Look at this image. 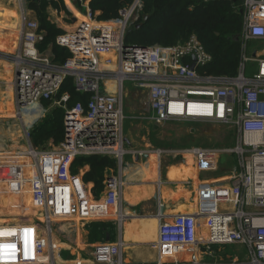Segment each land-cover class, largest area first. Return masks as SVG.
<instances>
[{
    "label": "built area",
    "instance_id": "1",
    "mask_svg": "<svg viewBox=\"0 0 264 264\" xmlns=\"http://www.w3.org/2000/svg\"><path fill=\"white\" fill-rule=\"evenodd\" d=\"M77 1L85 18L57 37V43L71 52L64 63L54 60L51 50H40L45 31L40 30L37 20L24 12L22 15L20 45L11 57L14 106L22 121L25 114L35 119L24 129L26 148L16 151L15 156L27 157L33 163L36 184L28 193L38 208L0 221V264H132L124 257L122 238L98 242L87 259L59 262L57 238L59 222L72 216L96 221L109 218L113 212L119 225L124 219L122 174H108L104 196L97 198L71 166L77 157L93 154L113 156L120 163L124 160L128 153L125 81L147 91L152 114H141L140 118L156 124L173 120L220 123L237 134V143L231 148L190 149L201 167L207 158L222 153L237 155L238 164L227 188L204 187L215 204L229 201L233 207L202 212V222L199 214H178L164 220L153 264H264V54L258 47L251 49L252 56L247 53L252 40L264 44V0H242V51L236 75L199 70L212 56L196 34L171 46L126 44L127 29L142 8V0H134L121 10L120 18L111 21L99 19L86 0ZM249 61L257 66L251 76L246 75ZM69 76L78 91L89 94L86 105L79 101L69 108V93L58 98ZM108 80L115 81V91L107 87ZM43 100H50V107L65 108V137L57 144L37 147L31 128L50 107L38 116L30 112ZM22 208L26 206L20 204L14 209ZM227 244L245 248L247 260H240L239 255L225 261L204 259L203 255L212 254L214 245Z\"/></svg>",
    "mask_w": 264,
    "mask_h": 264
},
{
    "label": "crops",
    "instance_id": "2",
    "mask_svg": "<svg viewBox=\"0 0 264 264\" xmlns=\"http://www.w3.org/2000/svg\"><path fill=\"white\" fill-rule=\"evenodd\" d=\"M20 1L21 7L18 0H0V29L12 33L11 39L7 42L9 49L15 44L13 39L18 37L23 31V12L28 18L37 20L34 12L26 7L25 0ZM64 1L69 10L68 13L64 10L59 11L50 6L48 7V14L52 22L62 28L64 32H67L79 25L81 20L85 18V12L80 9V4L77 0ZM239 1H241L242 10V0ZM17 2L19 3L18 10H16L17 8L15 9V7H18ZM9 21L10 24H2ZM260 50H262L261 53L264 54V47ZM14 53L15 51L6 52L3 50L0 54L11 60ZM10 77L7 71V73L2 76L5 80L4 83L11 84ZM13 79L14 71L12 86ZM110 81L115 82L114 80H108L106 85L109 90L115 91L116 85L115 87L110 86ZM129 88V118L125 115V120H130L127 133H125V145L128 149V153L124 156V160L121 163L117 160L118 168L110 171V173L115 175L121 173L125 181L123 190L124 219L121 225H119L118 221H115V216L96 221L104 223L113 222L115 224L113 228L105 230L102 237L106 239L107 235H110L111 242L119 241V239L122 238L125 242L123 253L127 261L132 264H153L158 256L159 227L164 220L172 219L178 214L201 215L202 212L212 210L215 207H218L219 210L231 209L233 207V204L229 201H220L215 204L211 195L205 192L206 188L204 187L210 186V188L217 189L227 188L231 181L230 176L233 173V167L236 164L220 165V154L216 158L205 159L203 162L204 166H199L197 155L190 150L197 147V144H194L197 142V128L193 126L184 127L183 131L179 130V134H176L179 135L181 139L186 140L184 145L178 146L180 148L164 149L170 147L167 145L164 146V148H160L159 146L154 148L156 145H153V141H167L163 139L164 134L161 133L165 125H167V127L170 125L164 122L161 124H156L154 122V128H152L150 126L152 123L150 120L138 117L141 114H149L151 111L148 94L146 90L135 87L131 82ZM11 95L12 94L9 93L7 98L1 99L0 117H11L16 115V113L9 109L10 105L13 103L10 99ZM4 109L8 111L5 113ZM47 112L48 109L46 113ZM187 122L197 124V120H189ZM171 126L174 127V131L178 129L176 124H171ZM228 129L231 130L230 128ZM174 131L167 130L168 134L171 136L174 135ZM150 136L154 139L151 140ZM228 137L229 132L225 134V138L227 139ZM199 146L208 147L206 145ZM7 157L9 161L4 165L6 169L5 182L14 185L17 196L11 200L10 205L0 206L6 211V213L1 215L0 221H3L4 216L11 215L9 211L16 215L26 214L28 210L27 207L26 209H19L17 212L14 208L19 207L20 204L26 206L25 203L31 199L24 196L26 186L22 176L23 174L29 173V169L21 168L23 171L22 174H20L15 168L13 156L8 155ZM31 165L33 167V164L29 160L27 166ZM89 169L90 166L85 165L80 168L78 174L83 177L84 173ZM105 181L106 179L103 182L104 186L100 195H98L99 197H103L106 191ZM86 183L92 194L97 197L93 192L95 186L94 182ZM14 217L19 218L15 215ZM200 217V221L202 222V220H204L202 218L203 215ZM93 222L94 221L84 220L79 216H72L59 222L57 238L60 252L61 250H66L72 255L69 259H64L60 255L59 262L76 263L91 256L94 246L100 242L97 240L90 241L91 234L101 235L99 230L93 232ZM74 223H76V225ZM201 231L205 234V230ZM113 237L116 238L113 239ZM213 252L214 250L212 254L203 255L204 259L209 261L226 260V256L219 255L218 257V254Z\"/></svg>",
    "mask_w": 264,
    "mask_h": 264
},
{
    "label": "trees",
    "instance_id": "3",
    "mask_svg": "<svg viewBox=\"0 0 264 264\" xmlns=\"http://www.w3.org/2000/svg\"><path fill=\"white\" fill-rule=\"evenodd\" d=\"M134 0H90L89 7L101 20H116L121 17V10L128 7ZM26 7L33 11L39 23L40 30L45 31V38L39 44L41 51L51 50L59 63H64L71 56L67 47L57 43V37L64 34V30L49 19L48 7H54L59 11L69 12L64 0H25ZM241 1L233 0H142V8L137 12L130 26L132 30L126 33V44H142L171 46L179 41L187 40L191 34H196L211 54L212 60L201 67V72L209 74L236 75L241 62L243 14L241 13ZM80 4V3H79ZM147 15L146 18L144 16ZM141 23L139 27H135ZM2 24H10L4 22ZM12 33L0 29V50L12 51L7 42ZM64 93H69L67 102L69 108L77 102L84 105L89 100V94L76 89L73 77H67L58 92V98ZM51 101L43 100L41 104L30 113L38 116L42 110L49 107ZM65 108L54 106L45 116L31 128V139L35 146L41 147L47 143L55 144L65 137ZM27 118L31 116L26 115ZM30 159L27 158L21 168H28L34 173L31 166H27ZM9 160L0 158V173L2 166ZM89 165L90 169L84 173L85 182H94V194L99 197L103 189V182L112 169L118 168L117 159L109 155L93 154L77 157L71 171L78 174L80 168ZM31 199L25 203L32 213L38 206L30 205ZM5 209L0 207V218ZM11 215H16L11 213ZM115 226L113 222L94 221L93 232L99 230L101 236L104 231ZM91 229V230H92ZM94 234H91L93 236Z\"/></svg>",
    "mask_w": 264,
    "mask_h": 264
},
{
    "label": "rangeland",
    "instance_id": "4",
    "mask_svg": "<svg viewBox=\"0 0 264 264\" xmlns=\"http://www.w3.org/2000/svg\"><path fill=\"white\" fill-rule=\"evenodd\" d=\"M20 3L21 7V1L18 0ZM19 3L17 2L18 7H15L16 10L19 9ZM71 5V4H70ZM26 9V7H25ZM24 9V10H25ZM27 10V9H26ZM25 10V11H26ZM20 23V19H19ZM19 45H20V37H19ZM14 47V45H13ZM258 47L261 49L264 47V44L261 43L260 40H252L249 43V49H248V55L252 56V48ZM3 50L0 51L2 53ZM12 59V58H11ZM256 62H247V69H246V75L251 76L254 71H256ZM8 71V74L11 76L9 79L11 80V84L4 83V78H2L3 75H5ZM12 78H13V65L11 60H9L6 56L0 54V102L2 98H7L8 94L11 93L10 99L13 101L12 105H10V111L16 113V108L14 106V89L12 86ZM130 81H125L124 82V91H125V98H124V113L128 117L129 113V100H130ZM9 88V89H8ZM129 88V89H128ZM9 99V98H8ZM51 106V104H50ZM49 106V107H50ZM53 109V107H50L48 112H50ZM8 111V110H7ZM4 109V112H7ZM47 112V113H48ZM152 114V112L150 113ZM149 114V115H150ZM27 114L24 115V121H22L17 114L15 116L11 117H0V157L1 158H8V155L15 156L16 151L18 150H23L26 148L28 140L26 133L24 131L25 127H29L34 123L35 118H27ZM40 118V117H39ZM129 118V117H128ZM37 120V119H36ZM179 121V122H178ZM189 120H177L174 122H164L166 124H169L170 126L167 127V125L164 126V129L161 134L163 135V139L167 141H162V142H152L153 145H156V147L164 148V146H170L166 147L164 149H171V148H180L178 147L179 145H184L186 143V140H183L179 137V130H184V127H190L193 126L197 128V142L194 144H197V147H201L199 145H206L210 148H219V149H225V148H231L234 147L237 143L236 135H235V130L231 129L229 130L228 126L220 123H207V122H199L197 121V124L195 123H189L187 122ZM130 120L126 119L124 121V134L127 133V128L129 125ZM151 127L154 128V121L150 120ZM187 122V123H183ZM171 124H176L178 126V129L174 131V127L171 126ZM178 124V125H177ZM160 130V129H159ZM167 130L174 131V135H169ZM159 132V131H156ZM229 132V137L226 139L225 134ZM151 137V136H150ZM154 139L151 137V140ZM162 139V140H163ZM128 146V145H127ZM157 148V149H160ZM18 156V154H16ZM219 163L220 165H231L232 163L238 164V158L237 155L234 153H223L220 155L219 158ZM220 174V173H217ZM35 177V176H34ZM31 197V203L33 205L32 201V196L29 194ZM26 209V208H22ZM116 237H113L115 239ZM90 241H102L105 240V237H102L101 235H93L90 238ZM93 246V245H92ZM213 250L215 253L219 255H224L227 258L233 257L234 255H239L240 260L246 261V250L242 246L238 245H214ZM60 255L64 259H69L72 257V255L66 251V250H61ZM221 257V256H220Z\"/></svg>",
    "mask_w": 264,
    "mask_h": 264
},
{
    "label": "bare ground",
    "instance_id": "5",
    "mask_svg": "<svg viewBox=\"0 0 264 264\" xmlns=\"http://www.w3.org/2000/svg\"><path fill=\"white\" fill-rule=\"evenodd\" d=\"M15 44L14 47H11L10 52H14L17 50L18 45H19V36L13 39ZM110 86L115 87V82L110 81ZM14 159V164H15V168L16 170L22 174L23 169H21L20 164H24L26 162L27 157L24 158H17L16 156H13ZM29 162V161H28ZM30 162L32 163V161L30 160ZM33 164V163H32ZM6 169L4 168V166H2V171L0 173V206H8L11 203V200L17 196L16 192H15V188L13 184H8L7 182H5V171ZM24 178V183L26 186V192L24 193V196L26 198H31L30 197V193H28V191L36 184L35 181V177L33 175V172H29L26 174L22 175ZM7 181V180H6ZM109 216H114V213L111 212L108 214ZM124 216V215H123ZM9 218L8 216H4L3 221H8ZM76 225V223H74ZM72 228V227H71ZM72 230V229H71ZM76 230V229H75Z\"/></svg>",
    "mask_w": 264,
    "mask_h": 264
},
{
    "label": "water",
    "instance_id": "6",
    "mask_svg": "<svg viewBox=\"0 0 264 264\" xmlns=\"http://www.w3.org/2000/svg\"><path fill=\"white\" fill-rule=\"evenodd\" d=\"M233 1H239V0H233ZM89 3H90V0H86V4L87 5H89ZM243 12V10H241V13ZM147 17V15H145L144 16V18H146ZM141 25V23H139V24H137L135 27H139ZM132 30V28L131 27H129L128 29H127V33H129L130 31ZM256 53H254V55H255ZM195 59V58H194ZM194 63H193V65H192V68H194ZM106 241H110V235H107V237H106V239H105Z\"/></svg>",
    "mask_w": 264,
    "mask_h": 264
},
{
    "label": "snow or ice",
    "instance_id": "7",
    "mask_svg": "<svg viewBox=\"0 0 264 264\" xmlns=\"http://www.w3.org/2000/svg\"><path fill=\"white\" fill-rule=\"evenodd\" d=\"M5 247H14V246H5Z\"/></svg>",
    "mask_w": 264,
    "mask_h": 264
}]
</instances>
